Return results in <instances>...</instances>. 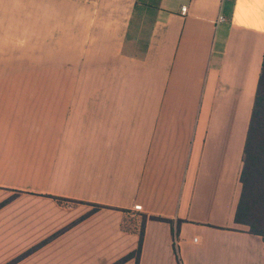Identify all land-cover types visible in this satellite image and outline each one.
<instances>
[{"label": "crops", "instance_id": "crops-1", "mask_svg": "<svg viewBox=\"0 0 264 264\" xmlns=\"http://www.w3.org/2000/svg\"><path fill=\"white\" fill-rule=\"evenodd\" d=\"M70 1L96 6L22 42L0 27V264H113L140 236L137 264H177L173 243L264 264L234 223L264 0H158L142 58L122 53L135 0Z\"/></svg>", "mask_w": 264, "mask_h": 264}, {"label": "trees", "instance_id": "trees-1", "mask_svg": "<svg viewBox=\"0 0 264 264\" xmlns=\"http://www.w3.org/2000/svg\"><path fill=\"white\" fill-rule=\"evenodd\" d=\"M158 0H135L123 42L122 53L134 58H142L148 46L150 27L154 21V10ZM240 194L234 213V223L244 227V231L264 239V53L253 106L242 152V168L239 175ZM99 208L93 206L92 211ZM168 222L172 220L153 217ZM180 221H176V226ZM141 236L136 250L113 264H122L131 257L138 263ZM173 252L177 264H181L175 244Z\"/></svg>", "mask_w": 264, "mask_h": 264}, {"label": "rangeland", "instance_id": "rangeland-1", "mask_svg": "<svg viewBox=\"0 0 264 264\" xmlns=\"http://www.w3.org/2000/svg\"><path fill=\"white\" fill-rule=\"evenodd\" d=\"M63 0H0V27L10 28L15 33V42L21 41L23 28L32 30L49 26L55 17L64 20L66 14L82 7L96 6L93 3H72ZM44 21L45 24L41 22Z\"/></svg>", "mask_w": 264, "mask_h": 264}, {"label": "built area", "instance_id": "built-area-1", "mask_svg": "<svg viewBox=\"0 0 264 264\" xmlns=\"http://www.w3.org/2000/svg\"><path fill=\"white\" fill-rule=\"evenodd\" d=\"M185 10H186V7H185V6L181 7V13L184 14ZM218 19H219L220 21H223V20H224L223 17H221V16H219ZM132 211L135 212V213H139V212H141V205H140V204H135V205L133 206V208H132Z\"/></svg>", "mask_w": 264, "mask_h": 264}]
</instances>
